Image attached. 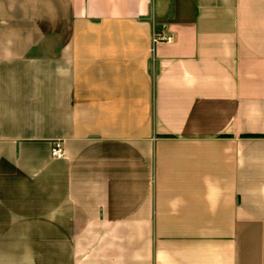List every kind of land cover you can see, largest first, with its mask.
<instances>
[{
  "label": "crops",
  "instance_id": "crops-1",
  "mask_svg": "<svg viewBox=\"0 0 264 264\" xmlns=\"http://www.w3.org/2000/svg\"><path fill=\"white\" fill-rule=\"evenodd\" d=\"M0 264H264V0H0Z\"/></svg>",
  "mask_w": 264,
  "mask_h": 264
},
{
  "label": "built area",
  "instance_id": "built-area-1",
  "mask_svg": "<svg viewBox=\"0 0 264 264\" xmlns=\"http://www.w3.org/2000/svg\"><path fill=\"white\" fill-rule=\"evenodd\" d=\"M174 41V36L164 30L156 29L151 36V44H170ZM50 157L52 159H61L63 157L62 144L59 141L53 142L50 150Z\"/></svg>",
  "mask_w": 264,
  "mask_h": 264
}]
</instances>
